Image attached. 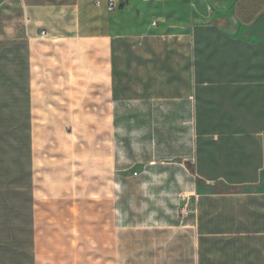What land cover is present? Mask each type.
Segmentation results:
<instances>
[{
    "label": "crops",
    "instance_id": "obj_1",
    "mask_svg": "<svg viewBox=\"0 0 264 264\" xmlns=\"http://www.w3.org/2000/svg\"><path fill=\"white\" fill-rule=\"evenodd\" d=\"M19 1L31 114L90 120L108 184L71 205L59 155L55 201L118 218V256L43 264H264V0Z\"/></svg>",
    "mask_w": 264,
    "mask_h": 264
},
{
    "label": "trees",
    "instance_id": "obj_2",
    "mask_svg": "<svg viewBox=\"0 0 264 264\" xmlns=\"http://www.w3.org/2000/svg\"><path fill=\"white\" fill-rule=\"evenodd\" d=\"M49 181L48 189L57 184ZM47 204L34 201V220L28 41L0 40V264H34V225L38 264L71 254L85 240L70 235L71 211L55 200ZM56 218L65 225L54 227Z\"/></svg>",
    "mask_w": 264,
    "mask_h": 264
},
{
    "label": "rangeland",
    "instance_id": "obj_3",
    "mask_svg": "<svg viewBox=\"0 0 264 264\" xmlns=\"http://www.w3.org/2000/svg\"><path fill=\"white\" fill-rule=\"evenodd\" d=\"M20 13L19 0H0V40H21L24 37ZM90 123L91 121L87 119H39L31 114L33 218L35 200L40 204H46L45 208H50L51 205L47 203L56 200L58 195H61L57 189L61 182L48 189L51 184L49 180L57 176L54 171L59 169L57 164L58 160L60 161L59 155L65 156L60 162H63L65 166L70 163V166L74 168L71 178L68 180L71 182L73 179L75 186L69 188L70 184L67 180V186H64L65 195H70L72 199L71 205L80 202L89 193L91 200L94 201L99 197H104L108 192V184L104 180L100 181L97 178L98 174L92 175L91 168L89 171L88 166L93 164L94 159H96L97 164L101 163V159L97 155L101 151L98 139H95L93 143L96 153L91 150L93 147L89 145L92 137L84 134L92 127ZM115 124L117 145L114 175L117 180L116 189L118 192V119ZM58 145H60V149L57 150ZM67 156L72 161L69 162ZM88 179L92 180L91 190L86 188ZM97 181H99L98 186L94 184ZM76 182L79 184L77 185ZM83 186L85 188H82ZM100 212L101 209L100 211L93 209L91 216L87 217L86 215L83 220L76 214L77 220L70 230V235L75 236V239L84 236L85 240L83 242L80 240L79 246L73 248L70 255L118 256V218L117 225L114 227L110 217L100 214ZM44 220L45 217L42 216L40 222L44 224ZM52 222L54 227L65 225L62 218H56ZM111 224L112 227H110ZM95 228L98 229L95 231ZM33 250L35 253V248Z\"/></svg>",
    "mask_w": 264,
    "mask_h": 264
},
{
    "label": "built area",
    "instance_id": "obj_4",
    "mask_svg": "<svg viewBox=\"0 0 264 264\" xmlns=\"http://www.w3.org/2000/svg\"><path fill=\"white\" fill-rule=\"evenodd\" d=\"M92 1L96 5H98L101 2V0H92ZM107 7H108V10L109 11L115 10L118 7L116 0H108L107 1ZM180 212H181L182 215H185V214H187L189 212V210H188L187 206L184 205L181 208V211Z\"/></svg>",
    "mask_w": 264,
    "mask_h": 264
}]
</instances>
